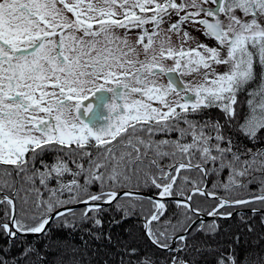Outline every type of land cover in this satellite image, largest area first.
Here are the masks:
<instances>
[{
  "label": "snow or ice",
  "instance_id": "1",
  "mask_svg": "<svg viewBox=\"0 0 264 264\" xmlns=\"http://www.w3.org/2000/svg\"><path fill=\"white\" fill-rule=\"evenodd\" d=\"M212 109L221 117L192 119ZM197 196L216 203L206 210ZM169 199L177 213L164 218ZM253 204L264 206V0H0L4 237L46 234L54 220L102 228L106 205L125 219L139 205L164 264H196L193 250L213 264H264L207 239L232 218L225 209ZM32 255L45 261L31 245L11 259L0 249V264ZM120 264L160 262L125 246Z\"/></svg>",
  "mask_w": 264,
  "mask_h": 264
},
{
  "label": "trees",
  "instance_id": "2",
  "mask_svg": "<svg viewBox=\"0 0 264 264\" xmlns=\"http://www.w3.org/2000/svg\"><path fill=\"white\" fill-rule=\"evenodd\" d=\"M239 99L244 101L246 97L241 95ZM206 117L217 119L221 117V114L218 110L212 109L201 116L192 117V119L199 120ZM162 138L164 137H156V139ZM171 138L175 139V134ZM52 158V155L45 157L48 161H51ZM163 163L166 164L168 161L165 160ZM188 175H191L193 179L197 178L195 172ZM15 178V175H13L12 179ZM3 179L7 180L9 178L4 177ZM215 180V176L208 178L209 190H211V184ZM55 184V180L50 182V186H55ZM256 187V185H252L251 189L255 190ZM91 190L97 191V188L93 187ZM138 190L156 194L154 188L141 187ZM20 195L24 196L25 193L22 191ZM219 195H224V193L221 191ZM194 202L206 210H210V207L216 203L214 200H206L200 196L195 197ZM121 203H124V201H121ZM166 203L168 211L164 218L172 217L174 213H177V209L172 200L169 199ZM83 207H78L76 210L80 211ZM105 207L108 210L101 216L102 228L93 227L91 223L80 224L74 228H64L60 221L54 220L48 226L50 231L43 235H19L14 240H9L0 233V249L7 250V258L11 259L14 256L19 257L25 247L31 245L45 257V261L37 262L36 256L32 255L21 260L20 264H45V262L46 264H120V257L125 246H133L141 251L154 254L160 264H164L169 253L155 248L145 236L141 227L143 220L140 216L139 205H137L135 214H130L126 219L123 218L121 211L116 210L114 205H106ZM144 207L148 208V205L145 203ZM252 208H259L261 211L253 215ZM235 210L237 211L231 219L217 221L220 225V231L215 237L207 238L209 243L213 247L217 244L225 247L229 244L232 245L241 260L247 257L255 259L257 253L264 256V239H262L264 237V224L261 223L262 218H264V206L259 204L243 205L236 208H228L224 211L233 212ZM0 215H2V212H0ZM211 222L212 218L204 221L205 224ZM249 226H251L252 232L248 231ZM108 236L111 237V240L107 239ZM237 236L240 237L238 243L234 239ZM204 239L205 237L202 234L197 235L198 241ZM214 255L208 253L200 254L194 250L189 252V257L196 264H213Z\"/></svg>",
  "mask_w": 264,
  "mask_h": 264
},
{
  "label": "rangeland",
  "instance_id": "3",
  "mask_svg": "<svg viewBox=\"0 0 264 264\" xmlns=\"http://www.w3.org/2000/svg\"><path fill=\"white\" fill-rule=\"evenodd\" d=\"M209 6H212V5H209ZM190 30H191V29H190ZM121 31H122V30H121ZM130 35L135 36V35H136V32L133 31L132 33H130ZM193 35H194L195 37H197L198 40H200V41H204L205 43H208V44L211 45V46H215V41L210 40V39H209V40H206L205 37H204L203 35H201L200 32L193 31ZM173 39H175V37H173ZM217 70H218V71H224L225 69L221 66V67H219ZM175 75H176V78H177V81H178V82H187V81H190V80L192 79L191 76L181 77L179 73H176ZM167 80H168L167 77L162 78V82L165 83V84L167 83Z\"/></svg>",
  "mask_w": 264,
  "mask_h": 264
},
{
  "label": "water",
  "instance_id": "4",
  "mask_svg": "<svg viewBox=\"0 0 264 264\" xmlns=\"http://www.w3.org/2000/svg\"><path fill=\"white\" fill-rule=\"evenodd\" d=\"M135 190V189H134ZM140 195L143 196V197H148V196H155L156 194H152V193H148V192H144V191H141V190H138ZM81 206H84V205H75L74 207L75 208H78V207H81ZM237 210L233 211V214L236 212ZM211 217H208L207 215H203L200 217V219L204 222L205 220L209 219ZM25 236H35V235H38V234H24Z\"/></svg>",
  "mask_w": 264,
  "mask_h": 264
}]
</instances>
